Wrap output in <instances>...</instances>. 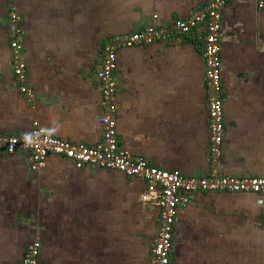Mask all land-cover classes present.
<instances>
[{"label": "crops", "instance_id": "1", "mask_svg": "<svg viewBox=\"0 0 264 264\" xmlns=\"http://www.w3.org/2000/svg\"><path fill=\"white\" fill-rule=\"evenodd\" d=\"M209 0H15L29 106L11 69L7 13L0 0V136L26 135L33 122L53 137L92 145L103 105L95 69L106 39L163 26ZM224 136L219 174L264 176V7L226 0L221 11ZM202 43L120 49L118 146L133 159L182 176L209 169ZM140 180L48 157L40 172L19 153H0V264H18L39 245L37 264H147L156 209ZM171 264H264V196L197 195L178 210Z\"/></svg>", "mask_w": 264, "mask_h": 264}, {"label": "built area", "instance_id": "2", "mask_svg": "<svg viewBox=\"0 0 264 264\" xmlns=\"http://www.w3.org/2000/svg\"><path fill=\"white\" fill-rule=\"evenodd\" d=\"M9 3L7 13L8 46L11 50V69L18 92L24 101L35 103L34 90L28 86L26 65L21 55V31L15 0ZM226 0H209L199 9L183 18L171 20L163 26L156 16L142 29L109 37L103 43L95 69L100 100L103 105L97 118L100 125L99 140L86 145L72 143L48 135L36 122L23 136H0V153L22 154L30 170L40 172L48 157L64 160L74 169L99 168L121 174L129 180H140L144 190L143 204L156 209V230L149 250L147 264H171L172 232L178 210L197 195L211 193L251 194L264 196V176H226L219 174L224 136L221 98V11ZM257 9L264 0H255ZM183 36H197L202 43L203 82L207 118V151L209 169L199 177L182 176L164 170L142 159H133L118 146L116 137V85L112 73L116 67V54L120 49L148 47L155 43H170ZM39 245L28 244L18 264H37Z\"/></svg>", "mask_w": 264, "mask_h": 264}]
</instances>
